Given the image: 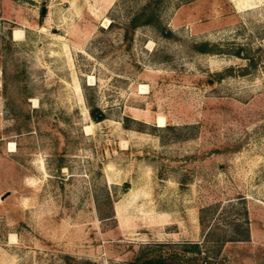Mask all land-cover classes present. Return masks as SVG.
Here are the masks:
<instances>
[{"label": "rangeland", "instance_id": "1", "mask_svg": "<svg viewBox=\"0 0 264 264\" xmlns=\"http://www.w3.org/2000/svg\"><path fill=\"white\" fill-rule=\"evenodd\" d=\"M238 1L160 0L126 45L145 0H0V264H264V0Z\"/></svg>", "mask_w": 264, "mask_h": 264}, {"label": "trees", "instance_id": "2", "mask_svg": "<svg viewBox=\"0 0 264 264\" xmlns=\"http://www.w3.org/2000/svg\"><path fill=\"white\" fill-rule=\"evenodd\" d=\"M159 1L160 0H145V2L137 10H135L130 16H128L126 21L121 26L122 29L121 40L126 45L129 44V41L132 37V32L136 26L147 23L148 24L156 23V21L158 20V16L157 13L155 12V4ZM112 24H113V19H111L107 23V26H111ZM89 113L95 119H100L103 117V113L96 106H90ZM124 126H126V124H124ZM199 222L203 227L204 223H203V216L201 213L199 214ZM211 227L212 224L206 229L205 232H203V238L207 236ZM244 236H246V234H244ZM216 241H220L218 242L219 245L222 240L216 237ZM166 244H170V243L154 242L153 245H145L139 250V252H137L129 260L119 263H112V264H178L179 260L175 256V254L164 252L163 249H161V247L166 246ZM178 244L180 246L179 248L180 251H184V252L190 251L195 253L193 257L194 260H192V264L215 263V256H214L215 254L214 253L207 254V252L202 253L200 242L183 241ZM154 247H158V250H155L156 248L154 249Z\"/></svg>", "mask_w": 264, "mask_h": 264}, {"label": "bare ground", "instance_id": "3", "mask_svg": "<svg viewBox=\"0 0 264 264\" xmlns=\"http://www.w3.org/2000/svg\"><path fill=\"white\" fill-rule=\"evenodd\" d=\"M236 3L239 5V1H238V0H236ZM239 6H240V5H239ZM14 34H15L16 37H21V36H22V32L19 31V30H15V31H14Z\"/></svg>", "mask_w": 264, "mask_h": 264}, {"label": "water", "instance_id": "4", "mask_svg": "<svg viewBox=\"0 0 264 264\" xmlns=\"http://www.w3.org/2000/svg\"><path fill=\"white\" fill-rule=\"evenodd\" d=\"M127 184H124V186H126Z\"/></svg>", "mask_w": 264, "mask_h": 264}]
</instances>
